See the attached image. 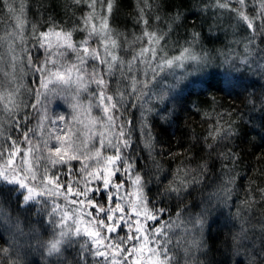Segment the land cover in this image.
Here are the masks:
<instances>
[{"label":"snow or ice","instance_id":"snow-or-ice-1","mask_svg":"<svg viewBox=\"0 0 264 264\" xmlns=\"http://www.w3.org/2000/svg\"><path fill=\"white\" fill-rule=\"evenodd\" d=\"M62 6L73 9L67 29L50 16L29 21L28 0H0V20L10 25L0 36V197L8 196L0 198V264H29V252L40 253L43 264H211L201 257L210 250L205 232L214 210L229 225L223 242L240 258L234 264H264V187L252 181L241 196L233 175L240 132L231 117L243 116L209 97L207 128L190 137L205 153L194 167L181 160L165 168V156L176 161L191 149L158 148L153 132L156 120L171 124L181 84L214 58L238 73L229 95L243 89L245 105L257 108L248 88L252 77H264V0H199L192 15L205 18L209 33L224 14L232 22L226 51L206 47L201 31L170 40L183 14L161 15L156 0H137L138 36L110 27L117 0H64ZM38 11L47 16L43 4ZM68 96L71 120L50 115L49 106ZM258 103L264 113V95ZM93 110L99 115L89 148L75 125ZM189 110L202 111L196 102ZM193 190L200 191L199 203H185ZM33 209L47 221L33 223L25 214ZM43 223L52 232L48 240L37 227Z\"/></svg>","mask_w":264,"mask_h":264},{"label":"trees","instance_id":"trees-1","mask_svg":"<svg viewBox=\"0 0 264 264\" xmlns=\"http://www.w3.org/2000/svg\"><path fill=\"white\" fill-rule=\"evenodd\" d=\"M28 2L31 3L32 7L27 12V17L32 23H43L44 19L50 16L55 18L57 24L66 29L69 28L70 16L73 9H67L66 11L62 6L64 0H28ZM117 2L118 10L115 11L109 20L110 27L121 33L140 35L141 29L134 26L137 0H117ZM156 2L161 4V15L174 16L177 12L183 14V19L178 21L180 26L176 28L170 40L183 39L186 32L193 30L201 31L206 47L227 50L225 45L233 38L231 34L232 28L230 27L232 22L229 20L227 14L220 16V28L216 27L215 19L212 21V31L209 33L205 18L201 15H192L193 11L198 10L199 0H156ZM41 4L47 8V16L38 11ZM233 6L235 7V4ZM153 7H155V4ZM80 15L81 13L77 11L75 18H78ZM75 18H72L71 23H74ZM201 25H203V29H201ZM8 27L10 25L7 19L0 20V36L5 35V28ZM217 34L219 35V39L216 38ZM243 35L244 33H241L240 37L237 38H241ZM81 38L80 35L74 33V39L79 40ZM131 38L132 36H129V39ZM236 75L238 73L231 70L230 65L220 66V60L214 58L212 66L209 67V70L204 75L191 77L181 84L179 95L174 101L176 113L171 124L156 120L153 122V132L159 141L157 144L158 148L162 146L166 151L171 150L172 152L191 149L190 152H185L176 161H171L165 156L162 159L165 168L171 171L175 166L180 164L181 160L194 167L201 161V157L205 153L201 150L199 143L193 146V141L190 137L192 135L197 137L202 135L207 128V124L203 122V112L210 111L208 107L209 97L215 96L224 109L231 110L235 108L237 113L243 116V119L239 115L231 117L232 120L236 121V127L240 132V136L234 141L236 145L235 151L240 154V161L233 175L237 178L236 185L242 196L244 187L252 181L255 182L256 186L264 187V173L261 172V169H264V160L257 162V157L264 155V142L261 141V137L264 136V113L258 110V98L264 95V77H252L255 83L248 88V91L253 92L255 98H257V108L253 109L251 106L245 105L244 99L246 93L243 89L237 88L229 95L230 85L235 82L234 77ZM237 92L244 94L238 96ZM80 99L87 102L86 95L83 93ZM193 102H196L197 107L202 110L200 114L189 110ZM63 105L64 103L61 105V109L66 108ZM61 111L67 118L69 117V113L65 109ZM98 115L99 113L94 110V116ZM135 116L138 117L139 113H135ZM38 119L39 117L34 119L33 124ZM76 129L81 132L79 128ZM91 147L92 144H90ZM108 151L110 152L111 150ZM141 164H143V160ZM72 166L79 169L81 165L80 162L73 161ZM219 169L220 165L217 163L214 168V171L217 173V179ZM155 190V185H153V191L155 192ZM199 195V190H193L184 202L199 203ZM0 198L7 200V193ZM12 199H15V194L12 195ZM57 202L61 201L58 200ZM12 207L15 208V205H12ZM40 207H43V205L41 204ZM40 207L36 205V208ZM172 207L175 210V201H173ZM25 214L30 216L33 223H36L38 220L47 221L46 213L37 215L36 209L32 211L25 210ZM208 224L205 236L210 250L207 253V257H201V259H207L211 264H234L235 260L240 258L232 256L231 249L223 242L225 233L229 230V225L225 223L224 217L214 210L209 215ZM37 227L40 229L41 238L48 240L50 231L48 224H37ZM175 232L179 234L181 229H176ZM4 238L7 239V233H5ZM0 244H3V240H0ZM26 259L29 261V264H43L40 253L29 252Z\"/></svg>","mask_w":264,"mask_h":264},{"label":"rangeland","instance_id":"rangeland-1","mask_svg":"<svg viewBox=\"0 0 264 264\" xmlns=\"http://www.w3.org/2000/svg\"><path fill=\"white\" fill-rule=\"evenodd\" d=\"M208 70H209V68H207L205 70V72L197 74L195 76L204 75ZM191 77H194V76H191ZM63 103H64L63 106H66V108H63V109H65L69 113V117L68 118H69V120H71L72 116L74 115V112H73V109L71 107V104L73 103V101H72V98L70 96H68L66 98L57 99L52 105L49 106V114L53 115V116H55V115H64V116H66L65 114H62V111H61V110H63V109H61L62 108L61 105ZM94 117H96V116H94V110H93V112L91 113V116L82 115L80 117L81 120H82V123L75 125V128H79L81 130L82 137H83L82 140L88 142L89 148H90V144L94 143V139H90L89 135H90V133L94 135L96 133V131H97V129L94 126H92V123H91ZM44 123H45V125H47V121H44ZM95 186H96L95 182H93V184L90 185V187H95ZM129 190H131V189H129ZM40 199L43 200L45 198L41 197ZM48 201H49L48 202V210H50L51 206H52V200L49 199ZM37 206L40 207V205H37ZM47 219H48V217H47ZM149 223L151 224L152 222H149ZM49 230L50 231H49V238L48 239H50L51 236H52V232H51L50 227H49ZM126 232H127V226H125L124 231L122 233H120V235H124Z\"/></svg>","mask_w":264,"mask_h":264},{"label":"bare ground","instance_id":"bare-ground-1","mask_svg":"<svg viewBox=\"0 0 264 264\" xmlns=\"http://www.w3.org/2000/svg\"><path fill=\"white\" fill-rule=\"evenodd\" d=\"M191 78V77H190ZM188 80V79H187Z\"/></svg>","mask_w":264,"mask_h":264}]
</instances>
